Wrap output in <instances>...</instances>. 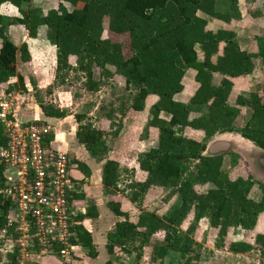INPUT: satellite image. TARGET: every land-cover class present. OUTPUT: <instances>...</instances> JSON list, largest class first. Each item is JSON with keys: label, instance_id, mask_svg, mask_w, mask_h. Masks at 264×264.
I'll use <instances>...</instances> for the list:
<instances>
[{"label": "trees", "instance_id": "trees-1", "mask_svg": "<svg viewBox=\"0 0 264 264\" xmlns=\"http://www.w3.org/2000/svg\"><path fill=\"white\" fill-rule=\"evenodd\" d=\"M30 2L0 0V7L8 4L18 9L21 17L17 23L26 27L31 39L36 38L40 27L45 28L46 41L56 52L57 76L75 70L84 76L89 92L98 89L102 78H119L128 94V103L120 109L122 115L142 113L147 102H151L141 140L154 141L156 146L138 155L136 169L144 179L130 185L128 200L111 199L106 204L121 220L106 235L109 260L105 264H112L118 253L133 252L138 264L158 232L164 233L167 252L184 256L192 251L194 241L190 236L203 218H208L210 228L217 232V247L225 246L230 229H241L246 238L227 243V249L246 254L256 248L264 255V184H258L261 200L255 202L249 199V193L256 183L243 159L232 155L235 164L227 175L222 155L203 154L211 138L232 132L264 150V90L248 97L238 96L234 105L228 103L234 82L249 75L253 63L239 50L232 30L211 31L204 18L234 25L238 18L237 0H230L232 14L226 16L215 12L216 0H56L55 6L45 13L35 8L23 10ZM64 3L72 9L67 10ZM18 56L24 63L30 60L26 45L18 48L8 38L0 13V92L4 94L17 85L25 88L17 71ZM108 66L113 67L112 73ZM186 69L194 72L197 84L187 104L205 109L196 118L189 117L186 104L175 100V95L183 91ZM215 75L220 76L218 85L212 83ZM40 109L46 119L67 116L66 111L52 106L40 105ZM246 110L250 117L239 128L236 121ZM74 118L76 142L91 157L103 162L101 185L112 194L119 180V161L109 155L105 131L86 122L84 114ZM120 128L119 123L111 133L113 138L118 137ZM6 143L0 123V148ZM194 162L198 165L191 172ZM72 163L84 178L90 176L84 163ZM2 174L0 166V178ZM166 190L170 197L180 200L179 207L168 215L146 211L147 202ZM87 197L82 190L70 199L72 206L85 210L75 218L73 243L87 253L74 256L69 264L79 263L83 257V262L87 259L89 263L97 257L91 234L83 225L85 220L98 217ZM129 208L137 211L135 221L130 218ZM10 212L8 202L0 197V230L7 227ZM6 259L3 264H17V250L8 253ZM151 262L155 264L154 258Z\"/></svg>", "mask_w": 264, "mask_h": 264}, {"label": "rangeland", "instance_id": "rangeland-1", "mask_svg": "<svg viewBox=\"0 0 264 264\" xmlns=\"http://www.w3.org/2000/svg\"><path fill=\"white\" fill-rule=\"evenodd\" d=\"M55 3L56 0H31L29 5L23 6V10L35 8L45 13L52 9ZM64 6L69 11L72 9L66 3ZM229 7V13L226 15L231 13V3H229ZM11 14L15 16H9ZM6 15L8 16L5 20L8 31L10 29V34L14 38L12 42L18 48L26 45L30 56L29 62L26 63L22 62L19 56L17 58V71L23 78L25 88L22 89L17 85L10 92L17 103L16 118L20 121H32L35 118L47 122L51 126L53 135L62 151L67 153L72 161L82 162L88 167L90 177L88 180H84L79 172L81 175L79 176V184L87 193L88 205L95 206L98 213V218L88 220L89 224L87 225V228L91 230L98 256L97 260L91 263H88L87 259L86 262H83L85 259L83 257V259H79V263L75 264H105L109 260V256L105 252L106 235L113 225L121 220L108 210L106 204L111 199L116 201L128 200L131 193L130 185L144 179V175L136 169L138 155L156 146L153 141L141 140V135L149 119L148 108L151 102H147L142 113L128 112L122 115L120 109L124 103H128V94L123 88L122 80L119 78H102L98 89L89 92L85 87V78L79 72L67 70L60 72L57 76L55 72L56 52L46 41L45 28L40 27L38 36L35 39H30L26 27L17 23L16 19L21 17L18 9L8 5ZM234 27L235 25H229L228 29L234 32ZM10 37L8 38L10 39ZM173 57L178 63L179 59L176 54H173ZM107 69L111 73L114 71L113 67L110 66ZM95 78H98V74H95ZM191 80L189 73L184 76L183 91L175 95L177 100L183 101L186 99V95L191 92ZM235 88L236 91L239 89V80L234 82L232 90ZM40 105L52 106L66 111L67 116L60 120L46 119L42 114ZM77 114L86 115V122L105 131L106 144L111 150L109 155L119 161V180L117 189L112 194L100 184L99 176L103 162L91 157L76 142L77 124L74 117ZM119 123L121 125L120 132L117 138H113L111 133L117 129ZM151 133L155 135L156 131L152 130ZM195 164L196 162L192 164L191 172L195 171ZM232 170L230 168L227 175H230ZM75 171H77L76 164L73 165V173ZM251 177L253 178L252 175ZM255 189L256 193L250 198L257 202L261 200V192L259 189ZM179 205L180 200L170 197L169 191L166 190L148 201L145 210L159 215H168ZM129 207L131 208V206ZM130 211V218L135 221L138 215L137 211L134 209H130ZM190 237L194 241L192 251L182 256L173 251L167 252L166 244L163 242L164 233H156L150 240L149 247L144 249L143 257L138 264H152V258H154L155 264H264V255L256 248L246 254H234L227 249V243L241 242L246 238V232L241 229H230L225 237V246L220 248L216 246L217 232L210 228L209 219L203 218L199 220L196 232ZM10 249L8 243L0 244V264L6 263V255ZM86 253L85 250L80 252L81 256H85ZM134 258V252L130 255L118 253L112 264H135ZM26 263L65 264L55 257L37 256L33 252L26 259Z\"/></svg>", "mask_w": 264, "mask_h": 264}, {"label": "built area", "instance_id": "built-area-1", "mask_svg": "<svg viewBox=\"0 0 264 264\" xmlns=\"http://www.w3.org/2000/svg\"><path fill=\"white\" fill-rule=\"evenodd\" d=\"M12 97L0 92V123L7 138L0 148V197L11 208L0 242L8 243V253L17 250V264H27L31 252L69 264L82 250L73 243L82 209L70 204L82 186L73 176L71 158L55 148L51 126L35 118L17 119Z\"/></svg>", "mask_w": 264, "mask_h": 264}, {"label": "crops", "instance_id": "crops-1", "mask_svg": "<svg viewBox=\"0 0 264 264\" xmlns=\"http://www.w3.org/2000/svg\"><path fill=\"white\" fill-rule=\"evenodd\" d=\"M229 3H230L229 0H216L215 12L220 15L228 14L230 9ZM236 8L238 13V18L236 19V21H234L235 42L239 50L244 52L247 55V57L252 61L253 70L249 75H247L245 78L239 81V89L237 91L236 88L232 90L231 94L228 97V103L230 105L235 104V101L238 96L248 97V95L251 93H257L264 90V0H237ZM7 9H8V4H3L0 7V13L3 17V21L5 25H6L5 20L8 17L6 15ZM9 16L14 17L15 15L11 14ZM204 18L207 21V28L211 31L229 30L228 29L229 25L219 19L209 18V17H204ZM6 34L7 36L9 34L8 37L10 36L12 37V38L10 37L12 41L14 40L13 36L10 34V29L8 31L7 25H6ZM188 73L191 75V79H192L190 85L191 92L188 95H186V99H184L183 101L177 100L176 97L175 100L186 104L187 109L189 110L190 113L189 117L196 118L201 116L205 112V109L203 106L187 104V100L189 96L197 87V84L194 82V72L189 69H186L185 75ZM219 81H220V76L215 75L213 77L212 83L213 85H218ZM249 117H250V111L246 110L244 114L237 119L236 126L239 128L243 126L246 123V121L249 119ZM203 154L209 157L215 155H222L223 171L226 174H228L230 168H233L235 164L232 155L238 156L241 159H243L244 162L247 164L249 172L253 176V181L256 183L252 187L249 193V199H251L250 198L251 195L256 193L255 188L259 189L258 184H264V150L255 147V145H253L250 141L242 138L236 132L218 134L214 136L207 143V148ZM195 165L197 167L198 162H196ZM75 172L73 173V176L75 179L79 181V176H81L82 174L80 175L81 172L79 173L78 170ZM88 178H84L83 176L84 180H88ZM99 180L101 184L100 176H99ZM84 212L85 210L82 209L80 214H84ZM88 220H85L83 225L84 228L91 234V230L87 228V225L89 224ZM90 220H95V219H90ZM91 237L94 245L95 242L92 234ZM83 251L84 250H81V252ZM95 260H97V257L93 259L91 262Z\"/></svg>", "mask_w": 264, "mask_h": 264}, {"label": "flooded vegetation", "instance_id": "flooded-vegetation-1", "mask_svg": "<svg viewBox=\"0 0 264 264\" xmlns=\"http://www.w3.org/2000/svg\"><path fill=\"white\" fill-rule=\"evenodd\" d=\"M55 148H57V149H61V148L58 146V141H57V139H56V142H55Z\"/></svg>", "mask_w": 264, "mask_h": 264}, {"label": "water", "instance_id": "water-1", "mask_svg": "<svg viewBox=\"0 0 264 264\" xmlns=\"http://www.w3.org/2000/svg\"><path fill=\"white\" fill-rule=\"evenodd\" d=\"M253 144V143H252ZM254 145V144H253ZM256 147V146H255ZM260 149V148H259ZM262 150V149H261Z\"/></svg>", "mask_w": 264, "mask_h": 264}]
</instances>
